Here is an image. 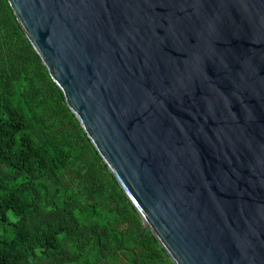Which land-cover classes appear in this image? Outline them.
Masks as SVG:
<instances>
[{"label": "water", "instance_id": "1", "mask_svg": "<svg viewBox=\"0 0 264 264\" xmlns=\"http://www.w3.org/2000/svg\"><path fill=\"white\" fill-rule=\"evenodd\" d=\"M175 264H264V0H8Z\"/></svg>", "mask_w": 264, "mask_h": 264}, {"label": "trees", "instance_id": "2", "mask_svg": "<svg viewBox=\"0 0 264 264\" xmlns=\"http://www.w3.org/2000/svg\"><path fill=\"white\" fill-rule=\"evenodd\" d=\"M143 224L0 0V264H175Z\"/></svg>", "mask_w": 264, "mask_h": 264}, {"label": "rangeland", "instance_id": "3", "mask_svg": "<svg viewBox=\"0 0 264 264\" xmlns=\"http://www.w3.org/2000/svg\"><path fill=\"white\" fill-rule=\"evenodd\" d=\"M102 235L104 236L105 235V232H103Z\"/></svg>", "mask_w": 264, "mask_h": 264}]
</instances>
